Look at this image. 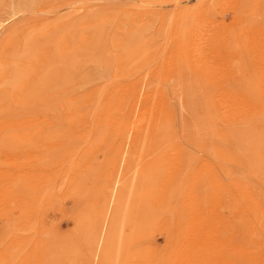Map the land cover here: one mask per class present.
Instances as JSON below:
<instances>
[{
    "label": "bare ground",
    "instance_id": "1",
    "mask_svg": "<svg viewBox=\"0 0 264 264\" xmlns=\"http://www.w3.org/2000/svg\"><path fill=\"white\" fill-rule=\"evenodd\" d=\"M145 1L32 27L18 8L0 18V148L40 146L51 166L61 156L60 194L83 200L65 210L74 233L57 237L58 255L35 205H55L53 182L11 184L22 194L7 199L19 207L8 224L34 235L11 233L0 264H57L53 253L58 264H264V0ZM110 18L102 53L70 52ZM87 63L111 77L88 80ZM216 207L225 214L213 222Z\"/></svg>",
    "mask_w": 264,
    "mask_h": 264
},
{
    "label": "rangeland",
    "instance_id": "2",
    "mask_svg": "<svg viewBox=\"0 0 264 264\" xmlns=\"http://www.w3.org/2000/svg\"><path fill=\"white\" fill-rule=\"evenodd\" d=\"M129 1H132V0H0V18L1 17H5V16H7V14L9 13V12H11L10 10L11 9H13V8H18V9H20L21 11L19 12V14H18V16L20 17V21L22 22V24H23V26H25V27H28V26H30V27H32L33 25H34V23L35 22H40V25L41 24H43L46 20H54V19H56L59 15H62V13H65V12H68V11H70L71 10V12L72 13H81V15H87V16H89V17H91V18H95L96 16H98L103 10H101L102 8H104L105 6H110V5H112V4H122V5H124V4H126V3H128ZM138 1H140V2H142V3H145L146 1L145 0H138ZM73 10H75V12L73 11ZM57 12H60V14L59 15H57ZM224 18H225V20H226V22H229L230 21V13L228 12V11H226L225 12V16H224ZM112 20L113 19H109L108 20V22L107 21H103V20H100V19H97V20H94L93 21V23L91 22V25L89 24V23H87V24H89V26H88V28H86L88 31H92V34L93 35H90V38L89 39H92V43H91V45H87V48L86 49H83L82 51H76V49H74L73 48V50H71L70 52L71 53H102V51H101V48H100V46L103 44H100V41H101V37H103L104 39H107V38H109L108 36L110 35V33H112L113 31H114V29L112 28L113 27V24H112ZM86 24V25H87ZM150 24L154 27V29L156 28V26H157V21H151L150 22ZM37 26H39V25H37ZM105 31V33H102V31ZM138 30H141V27H136V29L134 30V32L135 33H137V31ZM153 30V29H152ZM95 33H94V32ZM26 33H27V30H25V31H23L22 33H20L18 36H19V38H23V39H25V42L28 40V39H26L25 38V36H26ZM144 36H145V38H147L148 36H149V32L148 31H146L145 32V34H144ZM157 40H158V44L159 45H161L162 44V42H161V35H159V34H157ZM76 42V41H75ZM77 43V42H76ZM76 51V52H75ZM51 53H56V51H51ZM213 55V54H212ZM213 57V56H212ZM210 55H209V59L210 60H213V58H212ZM98 65V64H97ZM83 68H84V66H83ZM97 68V66L95 65V64H93V63H87V65L85 66V72L87 73L86 75H87V79L88 80H91V79H95V80H97L98 82L99 81H101L102 79H108L109 77H111L110 75V70H109V65H106L105 67H103V66H98V68ZM184 91L187 93V98H192L193 97V94H191V90H189V88H184ZM29 147H27V145H26V147L25 146H19L18 147V149H19V151H18V149L16 148V150H14V151H10V149L8 148V147H6V149H4V148H0V174H2V176L4 175V179H3V177L0 175V215H2L3 217H1L0 216V240L2 239V236H4V234H3V231H4V233H5V236L3 237V239H2V242L0 243V248H2L1 246H3L4 245V243H6L7 241H8V238L10 237L9 235H11V233H18V231H19V233L22 235V233H23V235H22V237L25 235V238L26 239H28V238H30V237H32L34 234H33V228H29V227H26V228H28L29 230H25L24 231V228H22V230L24 231V232H20V230H18V229H13V228H16V227H11V225H9L8 223V221H10V220H12V218L14 219V217L15 216H17L18 214H19V211H18V208L16 209L15 207H14V203L12 204V202H11V205H10V203L9 202H7V199H8V197L10 198V197H14V200L15 199H17L18 198V194H22L21 193V188L19 187L18 189L20 190L19 192L17 191L18 189H17V187H16V189H15V187H13V186H11V184L13 185L14 183V185L15 186H17V184L19 185V186H21L20 185V183H26V182H31V183H36V184H39V185H42L43 184V182L44 183H49V182H53L52 183V185H50L49 187H51V189H52V192H54V196H56L55 197V199L57 200L56 201V203H58L59 201H61V202H59L60 204H56L55 203V205H53L52 207L50 206V205H48L47 204V206H46V203H45V201L43 202V204H45L43 207H44V210L42 211V212H40V208L42 207V205L43 204H41V207L39 208H37V205L39 204V202L37 201V203L35 202V205H36V209H37V212H39V213H43V214H45V216L43 215V214H41V219L42 220H40V226L42 225L43 227H45L46 229H49V237L50 238H52L53 240H55V242L57 243L56 245H59L58 246V249H60L61 248V250H56V248L57 247H55V249H54V252L56 253V251H57V254L58 255H60V252L61 251H63V248H62V246H61V243H62V241H65L64 239H62L65 235H68V236H71L72 237V234L74 233L73 231V228H72V230H70L69 229V227H71V225L73 224V226L72 227H74V217L72 218L70 215H68L67 216V214H72V211H73V209L75 210V208L74 207H77V205H78V207L80 208L81 206V208H83V204H81V202L83 201H81V202H79V204H77V202H76V200H75V203L76 204H71V203H73L74 202V200H72L73 198L71 197V196H65V197H62V196H64V195H62L63 193H64V188H63V183L62 182H64L65 180H66V177H61V175H62V168H61V161H58L57 159H59V158H61V156L58 158V156H57V154H55V156L53 155V157L50 155V158H51V163H53L52 165L53 166H51V164H49L50 162H48L47 164H46V162H44V161H46V160H44V159H46L47 158V156L46 157H43L44 159V161L42 160V158H37V157H40V155H41V153H42V151L40 152V146H35L34 147V145H28ZM31 147V148H30ZM36 148V150L35 149H33V148ZM9 150H8V149ZM28 148V149H27ZM44 148V149H43ZM43 148H42V150H44L45 151V148L46 147H44L43 146ZM30 149H32V150H30ZM38 149H39V151H38ZM6 151V152H5ZM35 152V153H34ZM30 154V155H28V154ZM34 153V154H33ZM37 153V154H36ZM57 153V152H56ZM27 154V156H30L29 157V159L31 160V161H29V162H31L30 164H29V162H27L28 160H25V159H27L28 157L27 156H25ZM33 154V155H32ZM32 155V156H31ZM36 155H39V156H36ZM34 156V157H33ZM21 157H23V158H21ZM25 157V158H24ZM54 157H57V159L56 158H54ZM32 158H34V159H32ZM49 158V157H48ZM53 158V159H52ZM21 159H22V161H21ZM40 161V166H39V164H38V166H37V163H36V166H35V164L33 165V163H35L36 161H38V160ZM34 160V161H33ZM50 160V159H49ZM56 160H57V163H56ZM60 160V159H59ZM38 161V162H39ZM54 161V162H53ZM97 161H99V162H101V161H103V158H102V156L101 155H99L98 156V158H97ZM218 161V160H217ZM216 160H214V163L212 164V166H213V169H214V171L217 173H220V169H218L219 167H218V164L220 165V163H218ZM21 163V164H20ZM23 163V164H22ZM24 163H26V164H24ZM57 164L56 166H54L55 164ZM32 164V165H31ZM49 164V165H48ZM59 164V165H58ZM22 165V166H21ZM26 167H25V166ZM47 165H48V167L49 168H47ZM19 166V168H17ZM21 166V167H20ZM25 168H24V167ZM44 166V167H43ZM46 166V167H45ZM42 167V168H41ZM57 167H60L59 169H60V172H59V169L57 168ZM29 168V169H28ZM36 168V169H35ZM17 169H19V170H17ZM47 169H48V173H47ZM55 169H57V170H55ZM64 169H66V166L64 167ZM21 170H22V172H23V174H21L22 172H21ZM29 172H28V171ZM55 171V172H57L58 173V175L60 176V178H59V176L57 175V173L55 174V172H52V171ZM8 171V172H7ZM37 171V172H36ZM40 171V172H39ZM43 171H45V172H43ZM10 172V173H9ZM13 172V173H12ZM21 172V173H20ZM28 172V173H27ZM51 172V173H50ZM62 172V173H61ZM4 173V174H3ZM15 173H18V175L17 174H15ZM41 173V174H40ZM44 174V176H43V174ZM61 173V174H60ZM217 173V174H218ZM28 174H31V176H33V177H31L30 175H28ZM37 174V175H36ZM40 174V175H39ZM48 174V175H47ZM50 174H51V176H50ZM9 175V176H8ZM24 175V176H23ZM29 176L28 177V179L27 178H25V176ZM35 175V176H34ZM38 175H39V177H38ZM55 175V176H54ZM6 176H8V178L6 179ZM12 176H13V178H12ZM26 176V177H27ZM47 176V179H45V177ZM54 176V177H53ZM57 176V177H56ZM220 176H221V173H220ZM2 177V178H1ZM11 177V178H10ZM15 177V178H14ZM19 177H22L23 179L25 178V179H27V181H25V179L23 180L22 178L20 179V180H22V181H20V180H18V178ZM34 177H36V179H37V181H36V179L34 178ZM16 178H17V180H16ZM31 178H32V180H31ZM39 178V179H38ZM42 178H44V179H42ZM64 178V179H63ZM44 180V181H42V180ZM52 179H54V180H56V181H53ZM58 179H61L59 182L57 181ZM62 179L64 180V181H62ZM9 180H11L10 182H9ZM29 180V181H28ZM47 180V181H46ZM3 181H5V182H3ZM13 181V182H12ZM19 181V182H18ZM32 181H34V182H32ZM40 181V182H39ZM42 182V183H41ZM7 183H10V184H7ZM41 183V184H40ZM57 183V184H56ZM60 183H62V185L60 184ZM5 186H4V185ZM45 184V185H46ZM59 184L61 185V186H59ZM2 185H3V187H2ZM8 185V186H7ZM10 185V186H9ZM44 185V186H45ZM60 187V189H59V187ZM5 187H7L6 189H5ZM14 188V189H13ZM57 188V190H55V189ZM91 188V187H90ZM17 191L18 192V194H15V192ZM58 191V192H57ZM60 192H62V194H60ZM6 193V194H5ZM4 195H6V196H4ZM17 195V196H16ZM62 197V199H60ZM72 198V199H71ZM69 199V200H68ZM4 204V205H3ZM2 205V206H1ZM59 205H61V206H59ZM73 205V206H72ZM79 205H81V206H79ZM12 206V207H11ZM15 206H17V205H15ZM23 206V205H22ZM21 206V207H22ZM1 207H2V209H1ZM4 207H5V209H7V210H5L4 209ZM24 207V206H23ZM43 207H42V209H43ZM32 208V207H31ZM67 208V209H66ZM79 208H76V210H77V213H78V211L80 210ZM36 209L35 208H32V210H33V212L34 211H36ZM68 209L71 211H69V213H67L65 210H67L68 211ZM39 210V211H38ZM76 210H75V212H76ZM220 210H221V208L220 207H216L215 209H214V214H212V215H215L214 217L212 216V220H214L213 222H217V221H219L222 217H223V215L225 214L224 212H222V210H221V212H220ZM7 211V212H6ZM18 211V212H17ZM216 211V212H215ZM8 212H11V214L12 213H14V214H9ZM74 211H73V214H72V216L74 215V213H75ZM6 213L8 214V215H6ZM67 213V214H66ZM217 214V215H216ZM222 214V215H221ZM8 216H10V218L8 217ZM66 217V218H65ZM220 217V218H219ZM7 218V219H6ZM16 218V217H15ZM69 218V219H68ZM72 218V219H71ZM219 219V220H218ZM69 222V225H68V222ZM73 221V222H72ZM3 222V223H2ZM10 222H12V223H14L13 221H10ZM67 223V224H66ZM72 223V224H71ZM50 225H53V226H55V229H54V227L52 228V226H50ZM56 225H57V227H56ZM66 225H68V226H66ZM4 227V228H3ZM11 228L13 229V231L11 230ZM50 229H52L51 231H50ZM5 230H6V232H5ZM21 230V231H22ZM31 230V231H30ZM57 231H58V233H57ZM62 231V232H61ZM51 232V233H50ZM53 232V233H52ZM55 232V233H54ZM67 232V233H66ZM32 233V234H31ZM66 233V234H65ZM68 233H70V234H68ZM3 234V235H2ZM29 234H31V235H29ZM53 234V235H52ZM63 234H64V236H63ZM51 235V236H50ZM58 235V236H57ZM158 235H159V237H158ZM53 236V237H52ZM54 237H56L55 239H54ZM57 237H58V239H57ZM62 237V238H61ZM65 238L66 239H68V238H70V237H66L65 236ZM59 241V242H61L60 244H58L59 242L57 241V240ZM60 239V240H59ZM156 240H157V244L158 245H160V246H162L163 245V235L162 234H160V233H157L156 234ZM29 241V240H28ZM159 242V243H158ZM161 242V243H160ZM61 246V247H60ZM60 247V248H59ZM60 251V252H59ZM59 252V253H58ZM57 254H55V255H57ZM54 255V253L51 255V256H48V257H45L46 258V260H49L50 258L53 260V259H55V260H57V264L59 263L58 261L60 260V258H58V255L57 256H55ZM57 257V258H56ZM60 257V256H59ZM42 259V258H41ZM55 260L53 261L54 263H56L55 262ZM40 264H43V263H40Z\"/></svg>",
    "mask_w": 264,
    "mask_h": 264
}]
</instances>
